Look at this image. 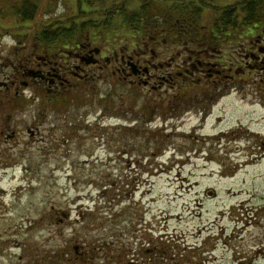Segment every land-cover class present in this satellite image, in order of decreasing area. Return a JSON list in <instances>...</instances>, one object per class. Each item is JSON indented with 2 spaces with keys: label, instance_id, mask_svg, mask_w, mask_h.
Returning a JSON list of instances; mask_svg holds the SVG:
<instances>
[{
  "label": "rangeland",
  "instance_id": "1",
  "mask_svg": "<svg viewBox=\"0 0 264 264\" xmlns=\"http://www.w3.org/2000/svg\"><path fill=\"white\" fill-rule=\"evenodd\" d=\"M68 3L60 0L49 12L39 4L29 23L2 14L0 29L66 22L75 16ZM123 38L109 33L96 43L110 50L124 46ZM261 79L255 72L237 78L235 90L201 124L192 114L152 113L148 88L110 75L60 91L61 101L43 108L49 116L41 138L0 150L7 153L0 156V235L20 231L21 264H56L50 257L57 250L59 264H101L104 236L145 222L154 231L156 264H264ZM9 99L0 106L9 109V124L21 130L34 123L22 101ZM68 241L77 248L64 256ZM85 249L90 262L80 263L77 252Z\"/></svg>",
  "mask_w": 264,
  "mask_h": 264
},
{
  "label": "flooded vegetation",
  "instance_id": "2",
  "mask_svg": "<svg viewBox=\"0 0 264 264\" xmlns=\"http://www.w3.org/2000/svg\"><path fill=\"white\" fill-rule=\"evenodd\" d=\"M59 1L0 0V17L12 12L18 16L23 13L30 14L34 11L33 6L37 13V6L44 3L50 6L48 12L55 11V5ZM159 1L162 3L158 4L161 6L158 15L151 13L155 15L154 19L167 21H179L184 18L187 11L185 5L188 4L200 6L202 12L204 5L216 7L231 4L227 0ZM69 2L72 5L68 8L73 15L80 14L76 1ZM165 3L169 4L166 5L168 8H163ZM26 4L30 6L24 7ZM171 4L173 5L170 6ZM81 10L83 15L79 17L82 18L75 19L79 20L76 23L90 20L87 16L88 8ZM93 10L98 11L96 8ZM100 14L96 15L99 17ZM102 14L105 16V12ZM57 23L53 28L0 29V106L2 103L9 106V98L13 96L17 104L22 101L24 106H27V110L23 111L33 112L34 118V123L22 125L25 128L20 127L21 130H17L18 125L9 124V109H0V112H6L8 116L6 121L5 117L0 115V150L7 143L13 146H27L30 142H35L36 138H41V127L49 116L43 108H51L55 103H59L62 99L60 91L71 90L77 83L89 82L96 76L110 75V78H115L117 82L146 87L149 96L151 95L148 102L152 113L159 112L169 117L192 114L199 118L201 124L213 114L218 102L235 90L237 78L244 81L254 69L263 71L264 75V29L256 34L255 38H243L244 43L236 50L233 45V32H229L231 34L228 46L217 47L201 38L194 43L193 39L172 37L180 34L187 36L186 29L156 26L151 33L144 34L145 36L137 40L126 39L124 46H120L119 42L115 43L109 50L104 44H97L98 40H102L95 29L81 30L76 37L72 30L57 28ZM64 23L69 26L71 22ZM212 31L214 30H206L207 33ZM51 34L53 39L45 41L43 36ZM261 81L264 82V78ZM33 106H36V109H33ZM161 125L166 127L163 122ZM154 126L158 127L156 124ZM24 132L30 140H23ZM6 154L0 151L3 159ZM2 213L4 215L5 212ZM3 218L5 219V216ZM59 222L63 223V219ZM129 223L130 230H120L118 234L102 238L100 254L104 262L101 264H156L154 231L146 228L143 225L145 222ZM19 232H4L0 235V264L22 263L26 244H23L24 241L18 236ZM108 236H115L117 240H107ZM76 248L68 241L61 250L64 256H68L71 251L75 252ZM77 253L81 256L80 263L90 262L86 259L88 249ZM59 254L60 250H57L54 257ZM203 255V250H199L197 259ZM54 257H50L53 263L59 264ZM47 258L49 259V256ZM204 260L208 259L203 258ZM247 263L250 264L251 260Z\"/></svg>",
  "mask_w": 264,
  "mask_h": 264
},
{
  "label": "trees",
  "instance_id": "3",
  "mask_svg": "<svg viewBox=\"0 0 264 264\" xmlns=\"http://www.w3.org/2000/svg\"><path fill=\"white\" fill-rule=\"evenodd\" d=\"M75 1L80 14L74 17L70 16L66 20V24L71 22L69 26L64 25L65 21L57 23L52 20L49 24H45L39 28H53L57 23V28L68 31L72 30L76 37L79 36L81 30L93 28L99 37L108 35L109 33H122L125 36L124 40H137L151 33L156 26H172L175 29H186L188 34L187 36H184V34L178 36L172 35V37H182L187 40L193 39L194 43L197 39L201 38L205 42L208 41V44L217 45V47L227 45L229 34H231L229 32H233V45L236 50L244 43L243 38H255L256 34H259L264 29V0H236V2L230 5L216 7L204 5V12L199 8L200 6L188 4L185 5L187 11L184 18L179 21L173 20L169 25H167V20L153 18L155 15H152V13L158 15L161 8L158 4L162 2L159 0H121L118 2L117 0ZM166 5L169 4L165 3L163 8H168ZM29 6L28 4L24 5L26 8ZM82 7L88 8L89 13L87 16H89L90 20L76 23L79 20L75 19L82 18L79 17L83 15ZM33 8L34 11L30 14L25 15L23 13L21 16L17 15L19 17L18 22H31L36 13L35 6ZM94 8L98 11H94ZM116 9L119 10L116 11ZM102 12H105V16H103ZM99 13L101 14L98 17L96 14ZM208 29L214 31L207 33L206 30ZM43 38L45 41L52 40L53 35H46ZM253 72L259 73L260 78H264L261 77L263 76V71L254 69Z\"/></svg>",
  "mask_w": 264,
  "mask_h": 264
}]
</instances>
